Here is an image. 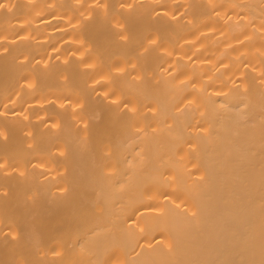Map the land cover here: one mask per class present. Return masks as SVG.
I'll return each mask as SVG.
<instances>
[{"label":"bare ground","instance_id":"obj_1","mask_svg":"<svg viewBox=\"0 0 264 264\" xmlns=\"http://www.w3.org/2000/svg\"><path fill=\"white\" fill-rule=\"evenodd\" d=\"M0 264H264V0H0Z\"/></svg>","mask_w":264,"mask_h":264}]
</instances>
